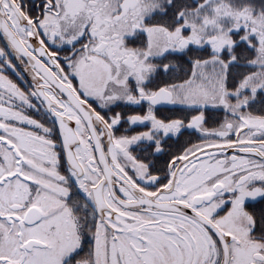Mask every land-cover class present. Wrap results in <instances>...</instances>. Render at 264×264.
Instances as JSON below:
<instances>
[{
  "label": "snow or ice",
  "instance_id": "1",
  "mask_svg": "<svg viewBox=\"0 0 264 264\" xmlns=\"http://www.w3.org/2000/svg\"><path fill=\"white\" fill-rule=\"evenodd\" d=\"M0 264H264V0H0Z\"/></svg>",
  "mask_w": 264,
  "mask_h": 264
}]
</instances>
